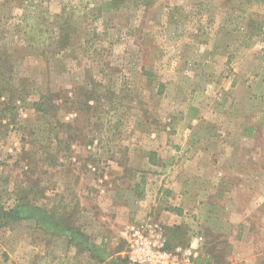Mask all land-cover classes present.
I'll list each match as a JSON object with an SVG mask.
<instances>
[{
  "label": "rangeland",
  "instance_id": "374dc122",
  "mask_svg": "<svg viewBox=\"0 0 264 264\" xmlns=\"http://www.w3.org/2000/svg\"><path fill=\"white\" fill-rule=\"evenodd\" d=\"M66 18L71 44L59 51L54 38ZM262 34L264 0H0V44L25 48L0 84L27 99L0 102V264H129L125 236L110 243L98 235L109 223L99 196L112 162L134 169L141 160L131 161L132 151L155 147L161 123L173 129L169 117L194 99L189 73L207 39L222 37L224 54L236 55ZM41 94L56 105L49 115L32 105ZM26 204L51 210L60 226L46 230L29 210L19 221L3 216ZM216 239L206 237L212 248ZM218 255L209 254L211 264L223 261Z\"/></svg>",
  "mask_w": 264,
  "mask_h": 264
},
{
  "label": "crops",
  "instance_id": "0c3cea01",
  "mask_svg": "<svg viewBox=\"0 0 264 264\" xmlns=\"http://www.w3.org/2000/svg\"><path fill=\"white\" fill-rule=\"evenodd\" d=\"M207 40L189 73L194 99L169 117L173 129L158 125L155 147L130 155L140 164L128 169L133 163L115 160L104 176L100 216L109 223L100 224L98 235L119 243L130 226L150 223L168 246L195 247L194 264H211L215 250L223 260L216 264H264V35L248 50L243 42L236 55L224 54L222 37ZM229 58L232 68L223 66ZM162 139L174 146H161ZM208 235L219 237L213 248Z\"/></svg>",
  "mask_w": 264,
  "mask_h": 264
},
{
  "label": "trees",
  "instance_id": "16d2710c",
  "mask_svg": "<svg viewBox=\"0 0 264 264\" xmlns=\"http://www.w3.org/2000/svg\"><path fill=\"white\" fill-rule=\"evenodd\" d=\"M114 3H116V2H114ZM62 15H63V12H62L61 16ZM7 18H5V19H7ZM56 23L57 22H55V24ZM66 23H67V18L65 19L64 22L60 23L57 26L58 30H59V33L54 38V41H55V44H56V48L59 49V51L60 50H65L68 47V45L71 44V33H72V31H71V27L69 25H66ZM26 26H28V25L26 24ZM30 28H31V26H30ZM31 30H33V29L31 28ZM4 31L6 33L7 30H4ZM21 31H22V29H21ZM28 32L29 31H27V29H26V33L23 34L25 36V38H24L25 42L28 40L27 34L30 33V32L29 33ZM3 34H4V32H3ZM8 34L11 35L12 32L8 31ZM0 43H1V38H0ZM8 44L7 43H5L3 45L0 44V83H2V84H3V78L5 77V74H6V67L7 66L5 64H8V62L10 63V60H12V62H15L19 58V55L22 53L21 51L23 49H25L23 47H22V49H19V47L18 48H16V47L11 48L10 46H8ZM31 48H33V43H31ZM51 58L54 59L55 57H49V58L46 57V61L47 60L51 61ZM18 93L19 92L17 90L10 89V87H6V86L4 87V86H2L0 84V102H1L2 98H4L5 95L8 94L9 96L6 99L7 103L9 101L15 103L18 100H20V101H22L25 104V102H27V99H24L22 97V95L18 96ZM6 101H5V103H6ZM32 105L35 107L36 111L42 112V113H48V111L50 109V106H52V107L56 106L54 103H51V102L47 101V96L45 97L44 94H41L40 95V99L38 101H36L34 104H32ZM61 107H62V104L59 105V107L56 110L57 113H54V114H58L57 116H59V112H60L59 109ZM79 108H80V106H79ZM48 115H49V113H48ZM0 116H3V114H1ZM25 210L26 211L29 210L28 211L29 214L32 215L36 219V222H38L39 224L43 223L45 228H46V230H48L50 232L54 233L56 228H57L56 225L60 226V223H58L56 221V218L54 217L53 212L51 210L50 211L47 210V209L46 210H44V209L42 210V208H39V207H36V206H35V208H33L30 204L21 205V206L17 205V206L12 207L8 211H5L4 213L2 211V213H3V216L6 217L7 219H13V220L19 221L22 218H24L23 213L26 212ZM22 211H23V213H22ZM75 234L78 235L77 233H75ZM123 259L126 261L125 258H123Z\"/></svg>",
  "mask_w": 264,
  "mask_h": 264
},
{
  "label": "built area",
  "instance_id": "2783aa9c",
  "mask_svg": "<svg viewBox=\"0 0 264 264\" xmlns=\"http://www.w3.org/2000/svg\"><path fill=\"white\" fill-rule=\"evenodd\" d=\"M125 241L123 255L129 264H194L197 257L192 245L169 248L162 233L150 223L130 226Z\"/></svg>",
  "mask_w": 264,
  "mask_h": 264
}]
</instances>
